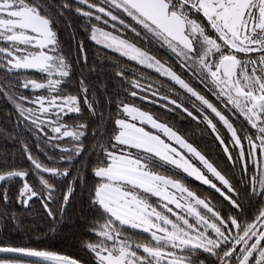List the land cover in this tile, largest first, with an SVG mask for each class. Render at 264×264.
Returning <instances> with one entry per match:
<instances>
[{"label": "snow or ice", "instance_id": "obj_1", "mask_svg": "<svg viewBox=\"0 0 264 264\" xmlns=\"http://www.w3.org/2000/svg\"><path fill=\"white\" fill-rule=\"evenodd\" d=\"M0 264H264V0H0Z\"/></svg>", "mask_w": 264, "mask_h": 264}]
</instances>
